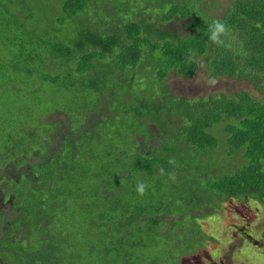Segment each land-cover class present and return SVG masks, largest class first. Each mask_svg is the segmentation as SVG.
Returning <instances> with one entry per match:
<instances>
[{
  "label": "trees",
  "instance_id": "trees-1",
  "mask_svg": "<svg viewBox=\"0 0 264 264\" xmlns=\"http://www.w3.org/2000/svg\"><path fill=\"white\" fill-rule=\"evenodd\" d=\"M56 2L61 13L53 20L45 19L56 23L50 31L62 34L64 29L66 38L63 41L52 38L55 49H48L43 56L36 55L33 49L39 42L46 44L35 30L26 33L28 40L21 37L25 33L23 21L31 22V13L21 18L15 13V79L26 77L30 85L33 58L44 66L52 62L54 68L60 61L67 69L65 77L82 81L84 86L98 92L99 105L80 114L86 119L79 134L65 130L57 135L63 124L47 120L57 128L43 140L42 149L47 150L39 158L36 156L42 149L33 148L22 137H13L15 127L10 125L5 132L13 149V162L18 168H24L8 177L14 184L6 183L3 192L0 191L6 195V201L11 200L7 207L14 212L5 215L4 207L0 208V241L2 238L9 240L0 250L5 257L0 258V264H159L158 258L162 255H153L150 249L163 250L171 241V253L179 250L182 261V257L195 252L193 248L207 238L202 230L192 237L190 228L197 218L212 212L214 208L209 204H214L216 197L228 199L252 195L264 201V97L257 98L250 91H238L232 96L211 94L195 99L166 94L158 101L151 96L152 105L139 103L136 106L139 120L144 119L152 131V125L164 129L165 118L169 116L183 120L177 126L187 129L176 134L178 143L173 145L177 148V159L169 146L158 145L154 150L148 146L138 147L141 144L134 135L126 142L135 150L120 149L119 152L112 150V147L115 149L113 142L108 148L100 145L98 152L96 143L84 146L78 139L81 132L89 139L94 137L99 120L92 113L99 111L102 101L112 103L116 98L115 90L119 87L114 83L115 79L125 77L129 80L139 66L140 73L147 65L154 66L158 71L153 75L163 83L170 70L192 78L204 64L209 77L246 79L264 94V0H233L215 15L205 11L203 0ZM214 19L229 26L230 48L212 44L205 35L208 24ZM176 20L186 22L187 33H179L169 26ZM12 45L10 42L6 47L10 53L8 58L14 59ZM0 60L3 61L1 55ZM46 79L45 74L40 78L41 81ZM22 91L31 99V88L25 90L24 82H15V97L19 101ZM99 115L104 116L103 113ZM215 125L218 131L221 129L227 135V152L220 146L221 137L225 135L215 134L212 130ZM22 129L29 137L35 135L31 127ZM150 133L149 141L156 137L154 131ZM135 134L142 137L137 130ZM110 139L113 138L110 136ZM183 139L185 148H182ZM215 151L226 153L231 166H242L234 171H220L212 166L200 174V179L205 178V182L196 180L198 177L192 174L197 170L196 163L200 159L209 160ZM123 156L131 161L129 167ZM113 157L119 163L117 169L113 167L116 165ZM173 159L176 163L170 164ZM160 168L165 170L164 175L160 174ZM173 172L174 182L168 179V173ZM183 173L201 190L195 191L189 182L182 189ZM137 180L149 181L143 197L135 191ZM54 188L69 197L74 195L75 189L86 190V195L77 198L86 210L80 213L73 204L78 212H69L67 216L79 214L76 220H70V223L57 220L53 229L45 234L42 231L52 222V217L43 214L41 204L44 201L35 205L32 195L40 194L41 189L52 191ZM90 196L93 201L88 199ZM39 220L44 227H38L42 230L35 242L38 245L31 247V242L25 245L21 242L22 232L28 233L25 239L31 232L25 223L33 225ZM187 220L191 223L184 229ZM164 226L168 227L167 231L163 230ZM186 243L190 249L184 251L182 247H186Z\"/></svg>",
  "mask_w": 264,
  "mask_h": 264
},
{
  "label": "rangeland",
  "instance_id": "rangeland-1",
  "mask_svg": "<svg viewBox=\"0 0 264 264\" xmlns=\"http://www.w3.org/2000/svg\"><path fill=\"white\" fill-rule=\"evenodd\" d=\"M232 2L233 0H203L206 8L205 11L213 15L222 12V10ZM131 8L136 9L135 7ZM15 13L18 14L19 18L27 13H31L32 15L31 22L23 21L25 22L22 26L25 31L21 36L23 39L28 40L26 33L32 29L35 30L37 35L41 36L42 40L46 42L45 45L40 42L33 45L36 55L41 54V56H43L48 49L54 51L55 47L51 41L52 38L57 37L58 41H63L66 38L64 29H62V34H54L53 31H50L53 25L56 24L51 20L61 13L60 10H58L56 0H0V55L2 60L7 62L5 63L0 60L1 192H3L6 183L8 185L14 184V180H10L8 177L15 172L19 173L24 168H18L13 162L15 159H12L13 149L8 140L9 137L5 134V132L10 129V125L15 127V135L13 137H22L25 139V142L29 141L33 148L42 149L43 140H46L57 128V125L47 120L60 121L63 124L62 129L57 132V135H61L65 130L71 134H79V128L86 119L80 114L82 112L85 113L87 109L95 105H99L98 92L93 88L84 86L82 81H73L65 77L67 69L60 63V61L57 62V68H54L55 66H53L52 62H49L48 64L53 67L49 65L44 66L41 61L33 58L31 63L33 72L30 85L29 79L26 77L15 79ZM46 17L51 20L45 19ZM40 26L41 28L39 30ZM169 26L182 34L188 32L185 21L176 20L169 23ZM11 31L13 33H10ZM10 42L13 44L11 49L14 59L8 58L10 53L6 46ZM17 55L19 60L22 61V58H20V51L17 52ZM139 68L140 66L134 69L137 72L134 73V71V76L132 78L130 77L129 80H126L125 77L115 79V82L113 80V82L119 87L115 90L116 98L114 100L111 98V100H113L112 103H109L107 100L102 101V106L99 108V111L92 113L94 117L98 118L99 122L98 125L95 126L96 134L91 139L85 137L84 132H81V137L78 141H81L84 146H87L89 143H96L95 150L99 152L100 145L108 148L110 147L108 145L113 142L115 149L112 147V150H116V152H119L120 149L131 151L135 150V148L133 145H129L126 140L133 138L134 135L136 141H139L141 144L138 147L148 146V149L154 150L157 149L158 145L163 147L169 146L172 147V155L177 159V148L173 147V145L178 143L176 134L187 129L177 126L178 124H181L183 120H175L172 116H169L168 119L165 118V128L161 130H159L157 125H152L156 137H151V140L149 141L151 136L150 132L153 131L148 124L144 123L145 120H139L137 115L139 108L136 107L139 103H148L152 105V97L157 101L162 100L165 98V95L163 94H172L175 97L183 96L195 99L211 94H225L232 96L238 91H250L257 98L264 97V94L256 89L255 84L246 79L218 77L215 78L217 83L214 86L209 87L207 81L211 77L206 74L204 64H202L198 73L192 78L181 76L176 70H171L163 83H159V80L153 75V72L156 73L158 71L154 66L147 65L145 70L141 73ZM44 74L47 79L41 81L40 78ZM114 74L115 72L112 74V77ZM128 81H130V83H127ZM15 82L19 84L24 82L25 90L29 89V87L31 88V99L26 95L25 91H22L21 101L15 97ZM164 87H166L165 90H163ZM86 97L87 99H85ZM15 113L18 114V116H15ZM101 113H103L104 116H100L99 114ZM137 123L139 125H137ZM23 127L33 128L35 135L29 137L23 131ZM135 130L139 131L142 137L136 136ZM212 130L215 131L214 133L217 135H225L224 138L221 137L220 146L227 152L228 145L226 133L221 129L218 131L216 125ZM117 133L119 135H117ZM158 133L159 135H157ZM113 135H115V138ZM110 136L113 138L112 140L110 139ZM84 140H87V142ZM145 142H147V145ZM149 142H151L150 145H148ZM57 147H59V144ZM182 148H185L184 139L182 140ZM46 150L47 149H42L36 158L44 156ZM188 153H192L191 150H188ZM221 153L223 155L215 151L210 154L209 160L202 161L200 159L196 163L197 170L192 173L193 176L198 177L196 180H199L200 174L209 171L212 166L218 167L220 171H234L239 167L231 166L227 154L223 152ZM204 157L208 158L207 155ZM186 159L187 161L189 160L188 155L186 156ZM114 160L117 166L114 165L113 167L114 169H117L120 166L119 163L116 162V158H114ZM7 161L8 163L5 165ZM130 162L129 159L126 160L125 158V165L127 164L126 167L130 166ZM241 166L242 165H240V167ZM112 172H114V170ZM181 179L183 181V184L180 185L182 189H184L186 183L189 182L194 187L195 191L201 190L199 186H197V183H194L192 178L187 176L186 173H183ZM200 180L205 182V178ZM43 181L44 179H41V182ZM145 183L149 184V181L146 180ZM86 194V190L75 189L74 195L69 197L63 195L61 190L54 188L52 191L49 189L43 191L41 189L40 194L37 193L32 195V199L36 200L35 205L40 201H44V203L41 204L42 212L47 216H51L52 222L46 227L41 224V220L33 225L28 224V222L25 223V227L30 229L31 232H29L30 236L28 239H25L24 237L28 235V233L22 232L24 236H22L23 240L21 242H25V245L31 242V247H36L38 244L35 242L39 237V233L42 231L39 230V228L44 227L42 232L47 234L53 229L54 223L57 220L68 221L69 223L70 220H72L74 222L79 214H71L69 216H67V214L72 211L74 213H77L78 211L81 213L86 210V206H83L81 202H77L78 197ZM1 198L2 197H0V200ZM3 199L6 200V195ZM88 199L91 201L94 200L91 196ZM8 204L9 203L7 202L3 206V213L5 215L14 213L11 212L9 206L7 207ZM73 204L78 211L73 208ZM209 205L214 208L212 212L207 213L203 217L197 218L195 223L191 224L190 232H192V237H194L199 230H202L203 233L207 235V238L204 239V241H198L200 246L196 245L197 247L193 248L195 252L182 257V261H180L179 250L176 249L173 254L171 253V241L168 246L166 244L164 245L165 249L163 250H158L156 248L150 249V253H153V255H162L158 258V263L264 264V201L252 195H246L242 198L228 199H220L219 197H216L214 199V204ZM39 213L41 212L39 211ZM195 213L200 214V212ZM72 217H74V219H72ZM177 217L181 216L178 215ZM187 221V223L184 222V229L191 223L190 220ZM163 230L167 231L168 227L164 226ZM8 241L7 238L1 239L0 250H2V246L8 245ZM17 241L20 242L19 239H17ZM13 244L15 245V240ZM172 246L175 247L174 243ZM188 246L189 243H186V247L183 246L182 250L186 251L190 249ZM0 258L5 259V257L2 256V252H0ZM7 259L10 260V257L8 256Z\"/></svg>",
  "mask_w": 264,
  "mask_h": 264
},
{
  "label": "clouds",
  "instance_id": "clouds-1",
  "mask_svg": "<svg viewBox=\"0 0 264 264\" xmlns=\"http://www.w3.org/2000/svg\"><path fill=\"white\" fill-rule=\"evenodd\" d=\"M205 35L208 37L209 41L212 44H214L218 47H229V48L231 47L230 43H228V39L230 37L229 26L220 19H214V20H212L211 23L208 24V28H207V31L205 32ZM191 59L192 58L189 57V60H191ZM170 72H171V70H170ZM159 83H161V81ZM216 83H217V81L215 78H210L207 81V85L209 87L214 86ZM163 95L166 96V94H163ZM143 120L144 119H142V121ZM169 163L175 164L176 161L173 159V160H170ZM159 171H160L161 175L165 174V170L163 168H160ZM168 179H170L174 182L176 179L175 173L174 172L168 173ZM148 187H149V185L146 184L144 181L137 180L136 185H135V191H136L138 196L143 197L146 194Z\"/></svg>",
  "mask_w": 264,
  "mask_h": 264
},
{
  "label": "flooded vegetation",
  "instance_id": "flooded-vegetation-1",
  "mask_svg": "<svg viewBox=\"0 0 264 264\" xmlns=\"http://www.w3.org/2000/svg\"><path fill=\"white\" fill-rule=\"evenodd\" d=\"M4 196H5V194H0V197H2V198H1V200H0V203H1V204H0V208H2V207L4 206V204H5V203H7V202H10V201H11L10 199H9V200H7V201H6V200H4V199H3V197H4Z\"/></svg>",
  "mask_w": 264,
  "mask_h": 264
}]
</instances>
